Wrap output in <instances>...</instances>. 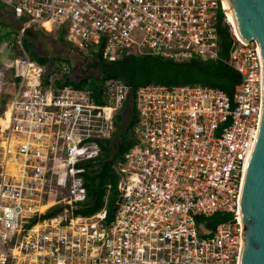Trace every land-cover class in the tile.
<instances>
[{"label":"built area","instance_id":"built-area-1","mask_svg":"<svg viewBox=\"0 0 264 264\" xmlns=\"http://www.w3.org/2000/svg\"><path fill=\"white\" fill-rule=\"evenodd\" d=\"M1 1L19 21L21 55L0 117V264H240L239 197L259 126L262 63L257 42L233 31L224 0ZM218 12L232 38L222 61L240 76L231 95L203 84L140 86L135 145L114 165L113 220L105 207L74 214L87 198L81 164L97 162L132 92L121 79L62 86L73 81L69 62L29 57L26 31H62L74 49L107 63L124 54L216 61ZM3 75L0 67V94ZM55 205L62 211L40 218ZM213 219L205 233L199 223Z\"/></svg>","mask_w":264,"mask_h":264},{"label":"trees","instance_id":"trees-1","mask_svg":"<svg viewBox=\"0 0 264 264\" xmlns=\"http://www.w3.org/2000/svg\"><path fill=\"white\" fill-rule=\"evenodd\" d=\"M0 5L8 8L10 13L14 15L13 10L1 0ZM20 20H23V18ZM216 29L219 37L218 53L221 60L203 61L193 59L189 62L177 63L150 55L139 57L124 54L116 61L107 63L102 60L98 52H89V55L95 56L98 59L95 64L99 69L100 76L98 78H82L78 82L67 79L61 84L62 86L72 85L74 88L80 89L89 83L92 88H97V84H101L105 80L121 79L128 87L127 92L129 90L132 92V94L128 93L126 102L116 116L115 125L116 130H118L116 134L118 139L116 142V152L112 150V145L115 141L114 132L110 138L100 140L102 153L97 162L87 161L81 164L86 166V171L83 176L87 198L74 211V214L89 216L105 207L107 210V221L110 222L113 220L117 210V186L119 180L114 165L122 162L124 155L135 145L133 128L138 117L134 96L140 86L147 84H162L166 86L203 84L221 89L231 95L234 86L240 81V76L232 67L222 61L229 56L232 38L229 27L223 23V14L221 12L217 14ZM3 38L4 36L0 35V46ZM60 41L68 43L62 31ZM32 59L41 64L47 63L46 58L36 55H33ZM61 80H58L57 84H60L62 82ZM124 109H128L129 111V121L125 124H123L124 121L121 114ZM61 211L62 205H55L50 207L40 218L52 217ZM37 219L38 217H34L31 219V222L34 223Z\"/></svg>","mask_w":264,"mask_h":264},{"label":"water","instance_id":"water-1","mask_svg":"<svg viewBox=\"0 0 264 264\" xmlns=\"http://www.w3.org/2000/svg\"><path fill=\"white\" fill-rule=\"evenodd\" d=\"M240 38L258 44L262 63L261 111L239 197L244 246L240 264H264V0H228ZM215 220L199 223L209 233Z\"/></svg>","mask_w":264,"mask_h":264},{"label":"rangeland","instance_id":"rangeland-1","mask_svg":"<svg viewBox=\"0 0 264 264\" xmlns=\"http://www.w3.org/2000/svg\"><path fill=\"white\" fill-rule=\"evenodd\" d=\"M15 19L16 17L10 13L8 8L0 5V35L4 36L0 46V67L4 71L2 92L0 94V117L5 110L6 104L11 98L14 87L11 62L15 57L21 55V53L17 51L18 39L16 37L19 21H16ZM60 37L61 34L59 33L54 32L46 34L31 27L26 31L21 42L29 57L33 58V55H36L38 57L46 58L47 66H51L52 62L56 65L58 60H67L70 68L68 76L74 82H78L86 77L98 78L100 72L95 64L98 59L95 56L77 51L67 42H61ZM121 114L123 116V124L128 123V109H124ZM117 133L118 130L115 128V141L112 145L113 152H116V142L118 141L116 137ZM1 161L2 158L0 154V163ZM4 169L8 172L7 167H4ZM225 217H229V215L221 214V218Z\"/></svg>","mask_w":264,"mask_h":264},{"label":"bare ground","instance_id":"bare-ground-1","mask_svg":"<svg viewBox=\"0 0 264 264\" xmlns=\"http://www.w3.org/2000/svg\"><path fill=\"white\" fill-rule=\"evenodd\" d=\"M224 3H225V6H226V9H227V12H228V18H229V21L231 22L232 26H233V31L239 36L238 32H237V27H236V24H235V20H234V17L232 15V12H231V9L228 5V0H224ZM48 24H46L47 26ZM49 28V25L47 26ZM240 37V36H239ZM10 167V166H9ZM12 171H14L13 168H10Z\"/></svg>","mask_w":264,"mask_h":264},{"label":"crops","instance_id":"crops-1","mask_svg":"<svg viewBox=\"0 0 264 264\" xmlns=\"http://www.w3.org/2000/svg\"><path fill=\"white\" fill-rule=\"evenodd\" d=\"M16 20V19H15ZM17 21V20H16Z\"/></svg>","mask_w":264,"mask_h":264}]
</instances>
